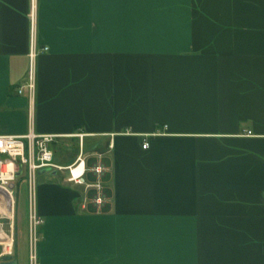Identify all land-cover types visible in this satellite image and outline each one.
Returning a JSON list of instances; mask_svg holds the SVG:
<instances>
[{"label":"crops","instance_id":"1","mask_svg":"<svg viewBox=\"0 0 264 264\" xmlns=\"http://www.w3.org/2000/svg\"><path fill=\"white\" fill-rule=\"evenodd\" d=\"M30 8L0 0V134L29 128L17 89ZM36 12L49 48L33 128L71 142L54 152L63 166L84 133L87 164L101 153L107 167L105 202L51 169L36 186L35 259L2 224L6 251L18 264H264V0H36Z\"/></svg>","mask_w":264,"mask_h":264},{"label":"built area","instance_id":"2","mask_svg":"<svg viewBox=\"0 0 264 264\" xmlns=\"http://www.w3.org/2000/svg\"><path fill=\"white\" fill-rule=\"evenodd\" d=\"M36 0H31L29 11L30 20V42H29V68L26 82L18 87L17 92L27 91L31 105L29 109V128L23 134H0V189H3L12 201V212H14L15 181L19 175L18 171L25 174L30 194V225L36 227L41 222L35 210L36 176L39 169L49 167L50 169H67L69 181L84 184L86 188L95 190L93 201L101 207L105 202L103 190V175L106 165L101 161V153H92L98 159L93 164H87V153L84 150V133H77L79 137V151L74 161L68 165H60L55 161V153L51 144L59 136L55 133H38L34 130V113L32 101L37 86L36 61L39 53L48 50L47 45L39 46L36 27ZM150 142L144 139L142 146L147 148ZM87 171L94 173L96 179L87 181ZM35 253H31V259H35Z\"/></svg>","mask_w":264,"mask_h":264},{"label":"rangeland","instance_id":"3","mask_svg":"<svg viewBox=\"0 0 264 264\" xmlns=\"http://www.w3.org/2000/svg\"><path fill=\"white\" fill-rule=\"evenodd\" d=\"M54 152L56 155H60V157L67 156L73 150V145L70 143H66V138L56 140L52 145ZM77 148V147H76ZM87 148V146H86ZM78 152V151H77ZM65 160V159H64ZM63 159H58L59 162H64ZM68 175V170H59L57 176L58 177H66ZM15 181V193H14V212L12 216H6L2 212H0V223L6 224L8 226L5 229H12L13 239L17 238L18 246H19V254L22 259H26L29 261L31 253H36L37 243L34 242V236L36 235L37 227H33L30 225V230L28 229V224H30V207L28 202V182L25 178V174L21 175ZM42 176H51V171H46L40 173L39 170L36 176V186L38 185L39 178ZM88 181V180H87ZM5 192L3 189H0V195ZM2 197H0L1 199ZM11 226V227H10ZM30 232L31 241H29L28 231ZM10 254H15V247L13 243V248L10 251H6L4 244L0 243V259L1 256ZM33 259V258H32ZM37 261V260H35ZM34 263V262H33Z\"/></svg>","mask_w":264,"mask_h":264},{"label":"bare ground","instance_id":"4","mask_svg":"<svg viewBox=\"0 0 264 264\" xmlns=\"http://www.w3.org/2000/svg\"><path fill=\"white\" fill-rule=\"evenodd\" d=\"M0 199V212L6 216H12V201L6 192H3ZM0 229H2V223H0Z\"/></svg>","mask_w":264,"mask_h":264},{"label":"water","instance_id":"5","mask_svg":"<svg viewBox=\"0 0 264 264\" xmlns=\"http://www.w3.org/2000/svg\"><path fill=\"white\" fill-rule=\"evenodd\" d=\"M50 170L51 169L49 167H44V168L39 169V172H46ZM51 172L55 173L56 170H53ZM20 173L21 171H18L17 175H20ZM0 264H18V260L15 257H13V255L6 254V255L1 256Z\"/></svg>","mask_w":264,"mask_h":264},{"label":"trees","instance_id":"6","mask_svg":"<svg viewBox=\"0 0 264 264\" xmlns=\"http://www.w3.org/2000/svg\"><path fill=\"white\" fill-rule=\"evenodd\" d=\"M21 175H23V173H20V175L18 177H22Z\"/></svg>","mask_w":264,"mask_h":264}]
</instances>
